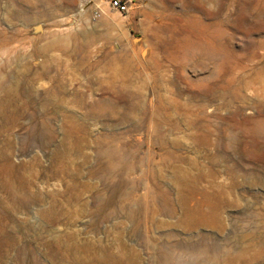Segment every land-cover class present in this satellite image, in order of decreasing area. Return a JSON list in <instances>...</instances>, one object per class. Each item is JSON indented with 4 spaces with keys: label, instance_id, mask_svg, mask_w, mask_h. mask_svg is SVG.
Instances as JSON below:
<instances>
[{
    "label": "rangeland",
    "instance_id": "1",
    "mask_svg": "<svg viewBox=\"0 0 264 264\" xmlns=\"http://www.w3.org/2000/svg\"><path fill=\"white\" fill-rule=\"evenodd\" d=\"M78 3L0 0V264H264V0Z\"/></svg>",
    "mask_w": 264,
    "mask_h": 264
},
{
    "label": "bare ground",
    "instance_id": "2",
    "mask_svg": "<svg viewBox=\"0 0 264 264\" xmlns=\"http://www.w3.org/2000/svg\"><path fill=\"white\" fill-rule=\"evenodd\" d=\"M202 27H204V28H206L207 30H209V33H208V35L206 36V37H203L202 38V42L197 46L198 47V51L203 55H205V56H210L211 55V53H212V49H213V47L214 46H216V44H217V42H218V35H217V32H216V30H215V28H214V26L213 25H209V26H207V25H203ZM212 50V51H211ZM99 61H96V62H94V63H89L88 64V66H87V69H86V73H87V75H90V79L92 78V79H94L93 80V82H97L96 80H98V68H99ZM112 79V78H111ZM111 82H112V80H111ZM91 84V83H90ZM98 86H95L96 85V83L95 84H93V86L94 87H99V81H98ZM101 85V84H100ZM91 86V85H90ZM101 87V86H100ZM93 88V87H92ZM102 88V87H101ZM97 89V88H96ZM95 90V89H94ZM98 90V89H97ZM99 90H100V88H99ZM103 90V89H102ZM104 90H106L105 88H104ZM112 91H113V89H112ZM113 94H115V92H112ZM116 96V95H115ZM115 96L113 95V97L115 98ZM111 97V96H110ZM117 97V96H116ZM123 97H125V96H123ZM74 98H75V100H76V102L79 104V105H87V106H89V104H86L85 103V101H82V98H81V94H80V92L79 91H76V92H74ZM113 98V99H114ZM118 99L119 98H121V97H117ZM116 98V99H117ZM126 98V97H125ZM125 98H124V100H125ZM128 98V97H127ZM117 99V100H118ZM129 99V98H128ZM110 100V99H109ZM117 100L116 101H114L115 103L117 102ZM100 102V101H99ZM99 102H97V104H99ZM128 103H130V101L128 100L127 101ZM126 102V103H127ZM67 103V102H66ZM114 103V104H115ZM121 103V102H120ZM127 103V104H128ZM101 104V103H100ZM103 104V103H102ZM104 104H106L105 102H104ZM125 103H124V101H123V106H125L124 105ZM107 105V104H106ZM105 105V106H106ZM112 105V104H111ZM120 105V104H119ZM121 105H122V103H121ZM120 105V106H121ZM133 105V104H132ZM90 106H92L93 107V109H94V107L95 106H97L96 104H93V105H90ZM122 106V107H123ZM131 106V105H130ZM102 107V109L103 108H106V107H110V106H106V107H103V105L101 106ZM121 107V108H122ZM128 107H129V105H128ZM127 107V108H128ZM131 107H133V106H131ZM131 107H129V108H131ZM96 108V107H95ZM111 108V107H110ZM125 108H126V106H125ZM98 109V108H97ZM97 109H94L95 110V112L94 113H96L97 115H100V113L103 111H97ZM108 109V108H107ZM93 110V111H94ZM103 112H107V111H103ZM109 113V112H108ZM111 113V112H110ZM110 113H109V115H110ZM114 113V112H113ZM112 113V114H113ZM124 113V112H123ZM74 114V113H73ZM72 114V115H73ZM116 114V113H115ZM101 115H102V113H101ZM105 115V114H104ZM108 115V116H109ZM124 115H125V113H124ZM111 116V115H110ZM123 116V115H122ZM126 116V115H125ZM73 117V116H72ZM114 117V116H113ZM115 117H117V116H115ZM110 118V117H109ZM123 118V117H122ZM111 119V118H110ZM113 119V121H114V119L115 118H112ZM76 122V121H75ZM78 123V122H77ZM77 123H75L74 125H72L73 127H70L69 128V132H70V135H72V132L73 131H75L76 132V135H75V137H74V139L73 138H71V140H70V142L68 143V146H67V148H66V150L67 151H70V150H73V149H75V146H78V143H79V141L81 140V139H84L85 138V136H80L78 133H79V130H82L81 128L83 127V126H81V125H79V123L77 124ZM249 123L251 124V127L254 129V130H256V131H258V132H260V133H263L264 134V118L263 117H260V118H255V119H249ZM83 133H87L88 131H82ZM226 143V142H225ZM224 144V143H223ZM229 145V144H228ZM222 147H226V146H222ZM77 148V147H76ZM227 148V147H226ZM224 149V148H223ZM107 153V152H106ZM109 154V156L111 155L110 153H108ZM113 168V167H112ZM3 182V181H2ZM162 192V191H161ZM165 192V191H164ZM163 193V192H162ZM167 194V193H166ZM165 194V195H166ZM169 197V196H168ZM210 197H212V196H210ZM169 199V198H168ZM207 199V198H206ZM211 199V198H210ZM200 201V200H199ZM167 202H168V200H167ZM196 210V209H195ZM196 212V211H195ZM199 215V214H198ZM212 215V214H211ZM219 215V214H218ZM213 217H214V215H212ZM208 217V216H207ZM215 218V217H214ZM214 218H211V219H214ZM215 222V221H214ZM65 256H66V253H65Z\"/></svg>",
    "mask_w": 264,
    "mask_h": 264
},
{
    "label": "built area",
    "instance_id": "3",
    "mask_svg": "<svg viewBox=\"0 0 264 264\" xmlns=\"http://www.w3.org/2000/svg\"><path fill=\"white\" fill-rule=\"evenodd\" d=\"M132 0H79L78 12L87 15L91 20H97L107 11L128 14Z\"/></svg>",
    "mask_w": 264,
    "mask_h": 264
}]
</instances>
